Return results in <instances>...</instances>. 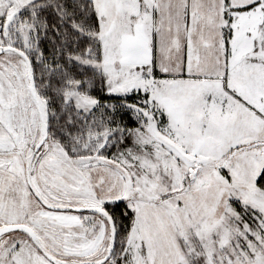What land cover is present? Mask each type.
Masks as SVG:
<instances>
[{
  "label": "snow or ice",
  "instance_id": "obj_1",
  "mask_svg": "<svg viewBox=\"0 0 264 264\" xmlns=\"http://www.w3.org/2000/svg\"><path fill=\"white\" fill-rule=\"evenodd\" d=\"M0 264H264V0H0Z\"/></svg>",
  "mask_w": 264,
  "mask_h": 264
}]
</instances>
